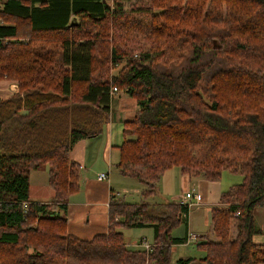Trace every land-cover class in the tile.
<instances>
[{
	"label": "trees",
	"instance_id": "trees-1",
	"mask_svg": "<svg viewBox=\"0 0 264 264\" xmlns=\"http://www.w3.org/2000/svg\"><path fill=\"white\" fill-rule=\"evenodd\" d=\"M0 82L18 87L0 100V264H171L186 244L172 231L188 206L116 195L107 232L68 231L81 180L71 152L102 133L114 87L139 106L116 168L147 186L145 199L173 168L243 177L211 210L218 240L197 244L205 257L176 264H264L253 240L264 233L254 216L264 208V0H0ZM41 166L47 203L31 200ZM145 227L152 250L129 249L122 230Z\"/></svg>",
	"mask_w": 264,
	"mask_h": 264
},
{
	"label": "crops",
	"instance_id": "crops-1",
	"mask_svg": "<svg viewBox=\"0 0 264 264\" xmlns=\"http://www.w3.org/2000/svg\"><path fill=\"white\" fill-rule=\"evenodd\" d=\"M17 92L18 87L16 85L8 84L7 82H0V100H8ZM112 96L113 101L108 118L109 122L106 123L108 126L106 132L101 133L97 137L80 141L71 152V160L80 167L81 180L80 190L78 193L70 197L65 216L68 223L69 233L81 239L88 240L97 234L108 231L110 220L109 204L113 196L116 195V197H118V193L115 192L113 187L112 178L115 176V168L120 159L118 147L123 142L119 143L114 140L115 106L120 107L122 112L121 121L123 120V123L133 121L139 110L136 100L127 95L124 91L118 90L113 93ZM44 168L45 169L43 170H36L31 173V200L34 202L47 203L52 200L54 195L48 181L49 167L46 166ZM172 172L169 174H171L172 177H177V173ZM37 173L48 174V179L46 178L47 182L37 180L35 178V174ZM167 173L164 174L158 185L164 182ZM102 174L106 175V179H99V176ZM180 174L183 182V189L185 188L184 194L193 193L198 197L195 199L197 201L194 202L191 207L202 203V205L205 204L212 206V210L219 205L222 192L219 187H214V184L217 182L202 181L199 178L189 179L183 176L182 173ZM194 179H198V184H196L197 190L190 189V186L193 185L192 182ZM47 186H49V188ZM143 187L142 194L143 191L147 189L144 184ZM184 194L177 199V202L171 203H180ZM191 207L189 208V214ZM189 214L187 216L189 228L187 235L192 233L190 232ZM143 241L146 240H142L141 243Z\"/></svg>",
	"mask_w": 264,
	"mask_h": 264
},
{
	"label": "rangeland",
	"instance_id": "rangeland-1",
	"mask_svg": "<svg viewBox=\"0 0 264 264\" xmlns=\"http://www.w3.org/2000/svg\"><path fill=\"white\" fill-rule=\"evenodd\" d=\"M51 35V34H48ZM48 35L36 34L34 38L41 37L38 40L44 41ZM54 36V35H52ZM50 37V36H48ZM58 39L57 36H54ZM117 71L115 72V74ZM122 112L120 107L115 106V121H114V134H115V142L122 143L124 141L123 137V130H124V121L122 120ZM109 120L105 121L102 124V133L106 132L108 128L107 124ZM106 124V125H105ZM123 124V127H122ZM105 125V126H104ZM117 139V140H116ZM46 166H41L38 170L45 169ZM115 172L114 178H112L113 187L115 192H117V196L125 202L128 203H143V202H150V203H158V204H165L171 202H177V199L180 198L181 195L184 194L185 188L183 189V182L181 180V172L179 168H173L168 172L165 176L164 182H162L157 187L156 195L152 198L145 199L142 194L143 184L140 182L124 177L120 174L117 168ZM174 171V172H172ZM177 173V177H172L169 173ZM35 178L39 181L47 182L46 178L48 179V174L37 173L35 174ZM202 181H207L203 178H199ZM181 180V181H180ZM243 177L239 174H233L228 171L224 172L222 175V179L214 184V187H219L221 192L228 191L232 186L242 183ZM193 185L190 186L191 190H197L196 184H198V179H194L192 182ZM145 185V184H144ZM49 188V186H47ZM147 187V186H146ZM144 192V191H143ZM214 195V194H212ZM185 196V194H184ZM219 196V195H218ZM194 200L193 202H196ZM215 206V205H213ZM210 205H202L199 203L197 205H193L190 209L189 214V223H190V232L192 234H196L201 237L198 242L182 244V245H175L172 247V254H171V264H176L178 260L181 259H189L193 258L199 261L200 259L204 258L206 252L199 248L197 244L203 241H217V237L213 231L212 223H211V216H210ZM255 224L256 226L263 227L264 225V208H258L255 210ZM188 221L182 222L177 228L172 231V235L177 238H182L187 235L188 232ZM125 238V242L127 247L131 250H144L141 248L140 243L142 240H146L149 244H154V231L151 227L145 228H128L122 230ZM205 235V236H203ZM237 236V228L236 224H233L231 237L235 239ZM253 240L255 243H264V233L261 235H255Z\"/></svg>",
	"mask_w": 264,
	"mask_h": 264
},
{
	"label": "built area",
	"instance_id": "built-area-1",
	"mask_svg": "<svg viewBox=\"0 0 264 264\" xmlns=\"http://www.w3.org/2000/svg\"><path fill=\"white\" fill-rule=\"evenodd\" d=\"M118 89L116 87L112 88V91H111V94L117 92ZM99 179L100 180H104L106 179V175L105 174H102L99 176ZM197 195L193 194V193H187L185 196H183L181 198V201L180 203L182 205H186L188 206L189 208L191 207V205L194 203L193 201L195 199H197ZM201 239L200 236L196 235V234H192V233H189L186 237V244L188 243H194V242H198L199 240ZM140 246L147 252H150L153 248V245L147 243L146 241H143Z\"/></svg>",
	"mask_w": 264,
	"mask_h": 264
}]
</instances>
